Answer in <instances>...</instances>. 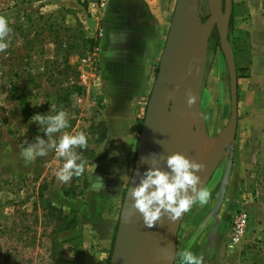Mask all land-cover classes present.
<instances>
[{"label":"rangeland","instance_id":"obj_1","mask_svg":"<svg viewBox=\"0 0 264 264\" xmlns=\"http://www.w3.org/2000/svg\"><path fill=\"white\" fill-rule=\"evenodd\" d=\"M212 7L213 0H198L201 24L207 20ZM0 17L6 18L11 28L9 47L0 51V146L8 147L13 152L19 149L22 151L37 136L46 139L31 117L35 114H54L53 108L56 111L64 110L69 120V127L55 134L57 138L63 134L75 135L81 132L87 138V146L76 149L85 162V171L79 177L73 176L67 183L57 178L56 173L64 161L54 151L45 157H37L28 175L15 180L0 179V264H81L85 232L81 228L79 230L78 226L58 232L57 228L62 221L49 204L65 214L75 212L68 207L85 194L87 168L92 164L96 149L105 137L104 125L99 121L103 106L92 95L93 88H82L78 81L79 74L88 67L83 61L90 55L93 47L90 42L96 38L95 29L89 22L91 18L83 11V6L76 5L72 0H0ZM233 30V22L229 27L228 21L226 31L235 59V50L241 47L242 51H247L248 41L247 38H235ZM204 46L200 108L205 135L211 139L218 136L230 117L228 72L214 25L206 33ZM99 66L98 59L95 82L100 77ZM219 70L223 71L227 80L224 105L217 83ZM120 73V70L116 71V74ZM41 102L43 104L35 106ZM171 107L170 103L169 112ZM189 113L188 132L195 134L200 142L215 143L201 137L200 124L191 109ZM171 120L167 122L168 130L178 139L179 130ZM141 126L142 122L138 124L137 137ZM230 145L204 188L216 192V197L213 199L211 195L204 206L194 204L183 224L191 221L195 227L211 223L217 226L216 213L224 201L225 183L231 170ZM133 156L129 161V177L134 169L136 153ZM255 180L251 176L243 182L245 193L255 195ZM233 211L234 207H230L229 227L232 216L244 210ZM191 213L195 215L190 217ZM69 217L72 218L71 215ZM248 219L250 230L237 246L230 249L229 236L227 238L225 248L229 264H264V220L251 215H248ZM184 232L185 228L179 232V245H182Z\"/></svg>","mask_w":264,"mask_h":264},{"label":"crops","instance_id":"obj_2","mask_svg":"<svg viewBox=\"0 0 264 264\" xmlns=\"http://www.w3.org/2000/svg\"><path fill=\"white\" fill-rule=\"evenodd\" d=\"M72 1L81 4L79 0ZM177 2L108 0L100 18L89 19L94 29L99 26L102 31L100 77L91 88L92 95L103 106L99 121L104 125L105 137L87 168L85 194L68 207L75 211L79 230L85 232L81 264H107L112 253V240H115L123 204L121 198L124 201L123 192H127L134 174L133 169L129 177L128 167L136 153L138 124H143ZM224 5L230 7L233 36L248 41L247 51L241 47L235 50L237 123L228 149L231 170L225 183L224 201L216 213L217 226L211 223L195 227L191 221L186 224L182 221L176 242L177 256L180 251L190 250L203 258V264H229L225 247L230 207H234L233 213L244 210L253 218L264 220V0H224ZM117 70L122 73L116 74ZM222 72L217 83L224 105L227 80ZM22 151L13 152L0 146V179L15 180L31 173L36 159L26 162ZM95 176L103 178L102 191L91 188ZM251 176L256 178L255 195L245 193L246 188L242 186ZM209 191L214 199L216 192ZM183 228L182 245H179L178 236L181 237L179 232ZM194 228L197 232H192ZM175 263L180 264V255Z\"/></svg>","mask_w":264,"mask_h":264},{"label":"water","instance_id":"obj_3","mask_svg":"<svg viewBox=\"0 0 264 264\" xmlns=\"http://www.w3.org/2000/svg\"><path fill=\"white\" fill-rule=\"evenodd\" d=\"M225 15L227 22H225ZM230 19V7H224V0H213V7L204 24H201L198 12V0H178L166 42L160 56L156 78L149 95L146 111L141 126L136 147L134 174L129 182L120 211L119 223L115 235L114 245L108 264H174L176 258V242L179 227L186 213L176 221H170L167 216L161 217L153 226V229L133 242L122 236V225L126 215L130 213V207H126L131 196L132 184L137 174L146 172L149 167H157L161 171H169L166 161L168 156L156 146V140L164 134L161 123L171 114L174 105L171 101V93L174 88L175 70L173 63V51L177 46L185 49L189 61V85L187 92L194 98L190 106L193 114L201 126V134L205 135L203 115L200 108V88L202 80V53L197 50L198 39L201 33H208L210 26H215L228 72L230 117L228 123L220 131L215 139L213 156L204 172L199 175V187L204 189L217 169L224 151L233 141L235 126L237 123V73L235 59L227 36V25ZM179 23V24H178ZM207 42V41H206ZM171 103V111L169 112ZM167 143L173 144L177 138L171 134L166 136ZM181 150L184 149L181 146ZM141 175V174H140ZM141 178V176H140Z\"/></svg>","mask_w":264,"mask_h":264},{"label":"clouds","instance_id":"obj_4","mask_svg":"<svg viewBox=\"0 0 264 264\" xmlns=\"http://www.w3.org/2000/svg\"><path fill=\"white\" fill-rule=\"evenodd\" d=\"M10 32L7 19L0 17V51L9 47ZM193 103L194 98L189 97V106ZM41 104L43 102L35 106ZM52 111L54 114H35L31 117L46 139L37 136L33 143L23 149L22 156L26 162H30L54 151L56 156L64 161L62 168L56 173L57 178L67 183L73 176L79 177L85 171V162L76 149L85 148L87 138L83 132L75 135L63 134L57 138L55 134L69 127L68 113L64 110L56 111L54 108ZM166 164L169 171L149 167L139 184L131 189L132 207L141 214L144 224L149 228L163 216H167L170 221H176L194 204L206 205L211 196L210 191L198 186L200 177L197 173L203 168L202 164L180 153L168 156ZM91 188L94 191H102L103 178L95 176ZM180 264H203V258L190 250H184L180 253Z\"/></svg>","mask_w":264,"mask_h":264},{"label":"bare ground","instance_id":"obj_5","mask_svg":"<svg viewBox=\"0 0 264 264\" xmlns=\"http://www.w3.org/2000/svg\"><path fill=\"white\" fill-rule=\"evenodd\" d=\"M205 39L206 31L201 33L198 39L197 50L199 54L204 47ZM173 63L175 82L171 93V101L174 105V109L172 114L170 116L167 115L168 117L166 116L161 123L164 134L158 137L156 146L163 150L166 156L180 153L186 158L202 164L203 168L197 173V175H201L213 156L215 143L200 142L195 134L189 133L190 131L188 132L187 125L190 120L189 110L191 109L188 104V99L191 96L190 93L187 92V87L189 85V61L186 57L185 49L182 46L174 48ZM171 119L175 122L177 131L179 130L178 142H175L176 149L173 146L174 144H168L166 139V136L172 134V131L168 130L167 127V122ZM172 120L171 122L173 123ZM181 146L184 149L183 151L181 150ZM144 173L145 172L140 174L143 176ZM140 174L135 176L132 188H135L139 184L141 179ZM132 205L133 200L130 196L126 205L127 209L130 207V213L126 215L127 217L124 219L125 222L122 225L121 231L122 236H124L123 238L126 237L128 242L136 241L153 229V227L149 228L144 224L141 214L136 211Z\"/></svg>","mask_w":264,"mask_h":264},{"label":"built area","instance_id":"obj_6","mask_svg":"<svg viewBox=\"0 0 264 264\" xmlns=\"http://www.w3.org/2000/svg\"><path fill=\"white\" fill-rule=\"evenodd\" d=\"M79 2L83 5V7H85V11L89 17L93 18L95 21L100 18L101 14L106 10L108 4V0H79ZM95 29V43L90 50V55L83 61V63L88 66L87 70H82L78 76L79 86L82 88H91L92 85L95 84V80L97 78L96 75L98 72V59L100 54L99 41L102 38V31L99 26ZM70 84L74 85V82L70 81ZM77 102L80 101L77 99ZM249 230L248 214L244 211L236 212L230 222L228 247L232 249L237 246Z\"/></svg>","mask_w":264,"mask_h":264},{"label":"trees","instance_id":"obj_7","mask_svg":"<svg viewBox=\"0 0 264 264\" xmlns=\"http://www.w3.org/2000/svg\"><path fill=\"white\" fill-rule=\"evenodd\" d=\"M231 25H232V20L229 19V27ZM90 43H91L90 45H94L95 42L91 41ZM49 207L51 208V210L57 212L58 217L61 218L60 221H62V222H61V225L57 228L58 232L66 231V230H69V229H74V228L77 227L78 222H77L76 215H75L74 212H70L69 214H65L61 209H57V208L53 207L51 204H49ZM69 215H71L72 218H70ZM116 231H117V228L115 230V233H116ZM113 242H114V238L112 240L111 249L113 248ZM109 259H108V261H109Z\"/></svg>","mask_w":264,"mask_h":264}]
</instances>
